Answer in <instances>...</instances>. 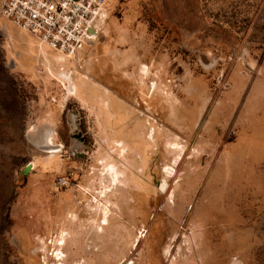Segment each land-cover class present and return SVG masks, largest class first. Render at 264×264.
I'll list each match as a JSON object with an SVG mask.
<instances>
[{"label":"rangeland","instance_id":"1","mask_svg":"<svg viewBox=\"0 0 264 264\" xmlns=\"http://www.w3.org/2000/svg\"><path fill=\"white\" fill-rule=\"evenodd\" d=\"M2 3L0 264H264V0H106L75 58Z\"/></svg>","mask_w":264,"mask_h":264},{"label":"built area","instance_id":"2","mask_svg":"<svg viewBox=\"0 0 264 264\" xmlns=\"http://www.w3.org/2000/svg\"><path fill=\"white\" fill-rule=\"evenodd\" d=\"M1 13L51 50L80 55L107 21L106 0H3ZM61 178L59 184H67Z\"/></svg>","mask_w":264,"mask_h":264},{"label":"bare ground","instance_id":"3","mask_svg":"<svg viewBox=\"0 0 264 264\" xmlns=\"http://www.w3.org/2000/svg\"><path fill=\"white\" fill-rule=\"evenodd\" d=\"M145 70H147V68H144V70L142 69V72H144ZM145 73V72H144ZM147 73V72H146ZM70 92L73 91V89L71 88V90H69ZM48 136L46 138V141H45V148H46V153L47 154H56L58 151H57V147L54 145L53 143V140H52V134H50V131L47 133ZM111 174V173H110ZM112 181L114 182V185H117L118 181H119V173L117 171H115V169L112 167ZM98 203V202H97ZM99 204V203H98ZM100 206V204H99ZM104 211V215L105 217L102 218L103 221H101L99 224L96 223L97 219L95 218L92 222L93 224H95V228H99V227H103V226H107L108 225V220H107V217H106V209H103ZM97 212V211H96ZM101 220V219H100ZM95 233V232H94ZM98 232H96L97 234ZM96 234H93L94 236H96ZM65 235V234H64ZM65 238H62L58 243L59 245H65V243L63 241ZM61 243V244H60ZM93 247H97L96 246V242L94 243ZM59 256L62 255V253H58ZM95 257H97L99 254H98V251L95 252ZM99 258V257H98ZM59 259V258H58ZM97 264V262H96Z\"/></svg>","mask_w":264,"mask_h":264},{"label":"water","instance_id":"4","mask_svg":"<svg viewBox=\"0 0 264 264\" xmlns=\"http://www.w3.org/2000/svg\"><path fill=\"white\" fill-rule=\"evenodd\" d=\"M30 170V166L27 168V171H29Z\"/></svg>","mask_w":264,"mask_h":264}]
</instances>
